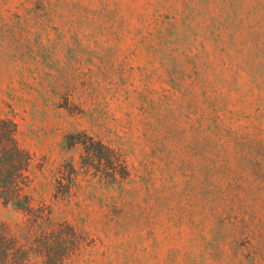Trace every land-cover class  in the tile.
Segmentation results:
<instances>
[{"label":"rangeland","instance_id":"obj_1","mask_svg":"<svg viewBox=\"0 0 264 264\" xmlns=\"http://www.w3.org/2000/svg\"><path fill=\"white\" fill-rule=\"evenodd\" d=\"M0 116L43 162L35 199L78 170L72 264H264V0H0ZM79 131L123 183L82 172Z\"/></svg>","mask_w":264,"mask_h":264},{"label":"trees","instance_id":"obj_2","mask_svg":"<svg viewBox=\"0 0 264 264\" xmlns=\"http://www.w3.org/2000/svg\"><path fill=\"white\" fill-rule=\"evenodd\" d=\"M16 134L15 121L0 116V202L17 213L13 225L0 220V264H72V257L87 244L86 236L57 214V204L69 203L75 195L78 170L72 161L59 165L53 171L52 200L35 199L34 174L43 162L20 146ZM63 144L81 148L84 173L119 184L130 175L119 149L86 132L65 135Z\"/></svg>","mask_w":264,"mask_h":264}]
</instances>
